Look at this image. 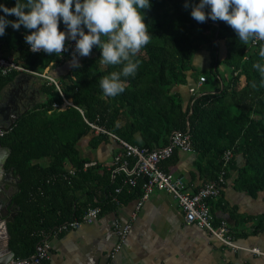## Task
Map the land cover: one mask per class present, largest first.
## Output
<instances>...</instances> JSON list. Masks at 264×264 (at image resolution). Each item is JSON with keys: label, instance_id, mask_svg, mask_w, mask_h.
I'll use <instances>...</instances> for the list:
<instances>
[{"label": "trees", "instance_id": "1", "mask_svg": "<svg viewBox=\"0 0 264 264\" xmlns=\"http://www.w3.org/2000/svg\"><path fill=\"white\" fill-rule=\"evenodd\" d=\"M4 2L11 7L16 0ZM192 2L199 0H190L188 7L184 6L185 0H152L151 7L143 9L153 34L137 53L142 63L136 74L124 78V92L114 97L104 94L100 80L120 66L102 63L101 49L94 45L89 55H77L80 66L72 64L58 79L59 87L43 79L39 87L46 99L22 112L0 138L1 144L10 149L7 166L20 180V190L14 196L18 215L9 223L10 246L16 257L34 253L43 238L42 231L50 234L59 224L82 217L91 206L115 208L113 196L117 187H122L120 199L142 194L143 180L136 185L125 183L122 172L113 173L115 166L102 173L96 166L84 167L90 159L81 157L78 144L86 139L91 147H98L114 140L109 132L152 150L167 145L173 131L190 129L195 163L201 170L205 163L203 171L210 180L222 169L224 152L233 149L235 154L244 156L245 162L237 167L233 159L226 177L235 166L236 188L251 195L264 191V77L253 67L260 59L259 47L264 40L245 43L222 19L197 21L191 16ZM6 15L12 20L18 18L15 14ZM59 27L65 28L62 19ZM31 31L23 25L15 29L9 24L0 36L1 50L16 51L17 61L40 73L55 60L63 63L66 58L73 59L30 51L24 36ZM221 43L225 48L223 58L219 54ZM208 44L212 45L210 69H195L193 56ZM222 66L231 72L226 81ZM190 69L195 76L211 73L220 86L198 95L191 93L186 99L177 88ZM20 73L0 72V97ZM242 77L245 83L238 90ZM65 98L72 104L63 107ZM90 123L106 131L97 132ZM176 152L167 158L169 162H175ZM42 158H49L50 162L44 165ZM68 164L76 169L74 174L66 168ZM162 166L167 170L165 164ZM94 180L105 187L106 197L101 201L94 200Z\"/></svg>", "mask_w": 264, "mask_h": 264}, {"label": "crops", "instance_id": "2", "mask_svg": "<svg viewBox=\"0 0 264 264\" xmlns=\"http://www.w3.org/2000/svg\"><path fill=\"white\" fill-rule=\"evenodd\" d=\"M67 40L69 38L66 37ZM197 53L202 55L203 60L201 62L196 55L194 68L201 69L200 71L210 69L212 46L208 44L201 47ZM13 57H16V54H13ZM72 60L66 58L63 63L55 60L43 74L60 79L70 69ZM200 63H205V68H199ZM187 72L186 80L179 83L177 88L186 99L191 96L190 88L197 86L201 77L193 75V69ZM40 77L41 79H38L34 75L22 72L15 79L23 84H35L38 88V94L35 95L37 103L46 99L39 86L47 78ZM218 84V80L216 83L212 82L209 88H205L203 84L200 90L213 91L217 89ZM15 88H18V85L12 83L6 88L5 93ZM123 123L122 120L121 124ZM119 148L118 142L111 140L98 147H85L80 155L88 157L90 159L88 162H94L91 166H96L98 173H102L105 168L115 166L114 158ZM195 159V152L177 150L175 162L164 160L162 164H165L167 170L163 166L162 168L176 176H183L187 189L194 192L210 180L208 173L203 171L205 163L201 170ZM234 159L235 166H243L245 159L241 153L235 154ZM40 162L46 165L50 159L42 158ZM235 166L226 177L222 194L211 200L210 206L215 223H227L234 241L244 249L229 247L206 229L188 224L178 199L164 190H154L139 208L137 205L142 194L132 199L123 196L122 200L118 197L120 191L115 195L119 199L116 207L103 210L94 222L46 236L51 242L52 253L50 259L41 264H264V191L251 195L236 188L235 179L238 172ZM66 168L69 170L74 167L68 164ZM94 181L97 183L94 200L101 201L106 197L105 187L97 180ZM95 182L90 184L96 185ZM116 219L123 223H131V229L122 249L111 258L110 251L118 240L114 228ZM247 248H258L262 254Z\"/></svg>", "mask_w": 264, "mask_h": 264}, {"label": "clouds", "instance_id": "3", "mask_svg": "<svg viewBox=\"0 0 264 264\" xmlns=\"http://www.w3.org/2000/svg\"><path fill=\"white\" fill-rule=\"evenodd\" d=\"M189 2L185 0L184 6L188 7ZM151 5L152 0H16L9 7L0 0V36L9 24L15 29L23 25L33 29L24 36L31 49L49 55L66 49V37L76 41L75 51L79 56L89 55L94 45L99 47L102 63L120 66L100 80L104 94L114 97L125 91L124 78L134 76L142 63L137 53L153 34L143 9ZM6 14L18 18L12 20ZM191 16L200 22L209 17L222 19L245 43L264 40V0H199L192 2ZM61 19L64 29L59 27ZM196 55L202 62V55ZM258 55L260 59L253 67L264 77V44L259 47ZM72 63L80 66L76 55Z\"/></svg>", "mask_w": 264, "mask_h": 264}, {"label": "built area", "instance_id": "4", "mask_svg": "<svg viewBox=\"0 0 264 264\" xmlns=\"http://www.w3.org/2000/svg\"><path fill=\"white\" fill-rule=\"evenodd\" d=\"M75 43V40H67L66 49L60 53V55L67 57H73L74 55L77 56L78 54L75 51ZM29 49L35 53L43 52V50L33 51L31 47H29ZM12 70L46 77L50 82H54L59 87L58 79L55 77L27 68L23 62L17 61L15 57L6 56L0 48V72L6 75ZM206 81L207 77L201 76L197 82V86H192L190 88V92L194 95L204 93L201 92L200 87ZM69 104H72V102L65 98V104L62 106L65 107ZM54 106L60 107V104L54 103ZM90 124L97 132L106 131L94 123ZM5 133L6 130L0 129V138L3 137ZM109 134L114 140L118 141L120 147L114 158L115 168L113 169V173L122 172L125 175L124 182L130 185H136L140 179L143 180V193L137 208L143 204V201L148 198L154 190H164L178 199L188 224H195L206 229L211 235L229 247L234 249H244L243 246L236 244L234 241L227 223H215L214 215L212 214L210 206L211 200L220 197L222 194V190L226 182L228 165L235 157L233 149H227L224 152L223 167L219 171L217 177L215 179L208 180L196 191L191 192L187 189V183L183 176H176L164 170L161 165L164 160L171 157L177 150L183 152H194L190 129L187 131H173L167 145L152 150L129 143L111 132H109ZM93 164L94 162H86L84 167L87 168ZM69 172L74 174L76 169L71 168L69 169ZM121 189L122 187H117L116 193H119ZM113 200L116 203L119 202L117 196H115ZM102 211L101 206H91L86 210L82 217L59 224L51 231V234H58L70 229H75L84 223H92L101 215ZM114 228L116 230L118 240L110 251L111 258H114L122 249L124 240L131 229V223H123L119 219H116ZM42 235L43 238L36 245L34 253L27 257H15L9 264H41L43 261L50 259L52 245L49 239L46 238L49 234L46 235L45 232L42 231ZM247 249L252 252L262 254L258 248Z\"/></svg>", "mask_w": 264, "mask_h": 264}, {"label": "water", "instance_id": "5", "mask_svg": "<svg viewBox=\"0 0 264 264\" xmlns=\"http://www.w3.org/2000/svg\"><path fill=\"white\" fill-rule=\"evenodd\" d=\"M15 84L18 85L19 92L16 96L13 95L15 89H12L10 93H3L0 97V129H4L8 131L12 125L16 122L22 112L27 111L32 106H25V87L23 83H20L18 80L14 81ZM7 104V109L9 111L8 116H12L13 120L7 121V115H4L3 110L1 109L3 105ZM24 109V110H23ZM10 155V149L4 148L0 143V173L2 171V167L6 163L8 157ZM9 172L12 171L10 168ZM20 180L16 182L5 181L1 184L2 188L5 185H10L16 187V191L11 194H6L2 188H0V193L3 194V197H0V264H9L12 259H14L15 253L10 246V231H9V222H13L17 212H13V208L17 206V202L14 201L15 194L20 190L19 187ZM4 184V186H3ZM5 210V212L3 211Z\"/></svg>", "mask_w": 264, "mask_h": 264}, {"label": "flooded vegetation", "instance_id": "6", "mask_svg": "<svg viewBox=\"0 0 264 264\" xmlns=\"http://www.w3.org/2000/svg\"><path fill=\"white\" fill-rule=\"evenodd\" d=\"M21 82V81H20ZM14 83V82H13ZM38 88L35 86V84H33V83H30V84H25V93H26V99L24 100L25 101V106H29V105H31V106H33V105H35L37 102V100H36V94H38V90H37ZM20 90H19V88H15V90H14V92H13V95L14 96H16L18 93H16V92H19ZM10 93V92H9ZM18 96V95H17ZM3 111L2 112H4V115H7L8 116V113H9V111H8V109H7V104L6 105H3L2 106V108H1ZM24 110V109H23ZM8 119H7V121H11V120H13V117L12 116H8L7 117ZM1 143V142H0ZM3 146V145H2ZM4 148H5V146H4ZM7 148V147H6ZM7 161H8V159H7ZM7 161H6V163L4 164V166L2 167V171H1V173H0V182H1V184L2 183H4L5 181L7 182V181H10V182H16V181H18L19 179L18 178H16L14 175H13V171H11V172H9L8 170L10 169L8 166H7ZM3 186H4V184H3ZM0 188H2V186H0ZM2 190L6 193V194H11V193H13V192H15L16 191V187H14V186H10V185H5L3 188H2ZM4 194V193H3ZM3 194H1L0 193V197L2 198L3 197ZM14 200V199H13ZM15 201V200H14ZM18 210H19V207H18V204H17V206H15L14 208H13V212H17V215H18ZM4 212H5V210H3ZM16 215V216H17ZM16 216H15V218H16ZM15 218H14V220H15ZM9 223H11V222H9Z\"/></svg>", "mask_w": 264, "mask_h": 264}, {"label": "rangeland", "instance_id": "7", "mask_svg": "<svg viewBox=\"0 0 264 264\" xmlns=\"http://www.w3.org/2000/svg\"><path fill=\"white\" fill-rule=\"evenodd\" d=\"M211 45V44H210ZM212 46V45H211ZM201 47H206V45H203V46H201ZM220 56H221V58H223L224 57V55H225V48H224V45H223V43H221L220 44ZM17 52L16 51H12V52H8V51H5V54H6V56H13V54H16ZM195 59H196V54L193 56V62L195 61ZM210 59V58H209ZM204 64L205 63H200L199 64V68H205V66H204ZM222 70H221V73H222V76L224 77V80L226 81V79L228 78V77H230L231 76V72L228 70H226L225 68V66H222ZM201 70V69H200ZM202 70H205V71H207L208 69H202ZM206 77H207V82L206 83H204V87L205 88H209V86L212 84V82H214V83H216L217 82V80L213 77V75L211 74V73H208V75H206ZM245 80H244V77H242L241 78V82L239 83V85H238V87H237V89L238 90H240L241 89V87H242V85L245 83L244 82ZM220 86V83L218 84V87ZM229 99H230V101H232V98L231 97H229ZM103 144V143H102ZM85 147H91L90 146V144H89V142L87 141V140H82L79 144H78V151H79V154H81L82 153V151L84 150V148Z\"/></svg>", "mask_w": 264, "mask_h": 264}]
</instances>
